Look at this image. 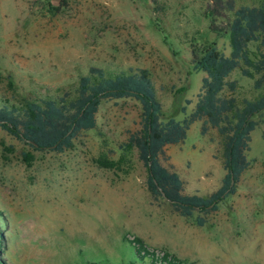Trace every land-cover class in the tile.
Here are the masks:
<instances>
[{
	"label": "rangeland",
	"instance_id": "rangeland-1",
	"mask_svg": "<svg viewBox=\"0 0 264 264\" xmlns=\"http://www.w3.org/2000/svg\"><path fill=\"white\" fill-rule=\"evenodd\" d=\"M214 1L0 0V104L74 93L91 67H139L155 83L163 118L180 120L193 110L204 76L193 69V48L230 52L232 12L216 13ZM249 50L255 57L264 48L251 43ZM228 79L237 88L224 94L239 104L257 94L239 70ZM140 117L135 99L104 100L96 126L60 153L32 149L0 128V264H127L137 257L125 234L194 264H264V113L256 116L250 165L236 192L189 218L152 198L146 167L125 145ZM222 150L218 131L201 134L195 121L161 160L173 165L186 193L204 196L226 172Z\"/></svg>",
	"mask_w": 264,
	"mask_h": 264
},
{
	"label": "trees",
	"instance_id": "trees-1",
	"mask_svg": "<svg viewBox=\"0 0 264 264\" xmlns=\"http://www.w3.org/2000/svg\"><path fill=\"white\" fill-rule=\"evenodd\" d=\"M213 11L232 12L229 23L228 55L216 46L207 44L193 48V69L204 76L196 94L193 110L182 119H164L157 89L148 70L129 67L109 71L91 67L79 77L74 93L45 95L0 104V128L23 141L35 150L64 152L71 149L74 140L83 132L96 126V114L104 100L132 98L141 108L140 128L132 132L125 143L137 150L138 158L146 167L145 184L155 200L167 201L174 212L185 218L194 211L208 213L217 209V203L236 192L241 175L250 165L251 132L257 127L256 116L264 113V51L251 56L249 44L258 43L264 48V2L258 5L235 6L234 0H215ZM253 79L257 94L243 98L241 103L233 95L236 80H229L235 70ZM190 103V100L186 101ZM185 110V107L182 108ZM201 121V134L215 128L222 140L223 165L226 170L220 186L208 195L189 194L185 181L173 170V165L163 164L167 159L164 147L182 143L191 124ZM24 158L28 154L23 152ZM197 225L205 223L197 216ZM137 261L127 264H194L175 255L152 247L140 237L125 234ZM86 264H103L87 261Z\"/></svg>",
	"mask_w": 264,
	"mask_h": 264
}]
</instances>
